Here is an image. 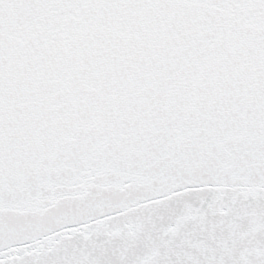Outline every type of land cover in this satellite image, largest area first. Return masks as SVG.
<instances>
[{
    "label": "snow or ice",
    "instance_id": "1",
    "mask_svg": "<svg viewBox=\"0 0 264 264\" xmlns=\"http://www.w3.org/2000/svg\"><path fill=\"white\" fill-rule=\"evenodd\" d=\"M0 264H264V0H0Z\"/></svg>",
    "mask_w": 264,
    "mask_h": 264
}]
</instances>
